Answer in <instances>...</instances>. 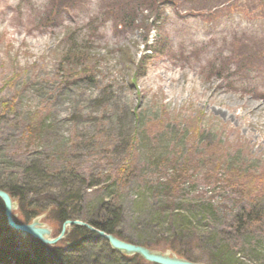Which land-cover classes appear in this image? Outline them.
<instances>
[{"label":"rangeland","instance_id":"374dc122","mask_svg":"<svg viewBox=\"0 0 264 264\" xmlns=\"http://www.w3.org/2000/svg\"><path fill=\"white\" fill-rule=\"evenodd\" d=\"M108 1L89 0L84 10L55 16L50 0H0V183L28 184L32 205L25 212L40 208L37 217L56 238L62 224L48 196L69 197L79 222L96 220L99 212L104 217L99 203L112 202L114 178L132 161L136 174L115 201L121 215L115 236L144 247L161 243L147 248L165 253L171 250L164 245L172 233L164 219L169 209L154 219L168 199L152 195L143 181L166 185L181 173L178 213L191 218L186 209L203 212L210 205L219 216L192 224L197 263L222 264L209 240L228 232L230 244L215 242L232 249L223 264H264V0H212L217 7L200 13L160 4L157 12H140L133 29L123 20L129 8L116 13L122 0L107 8ZM145 39L158 54L136 76ZM71 51L95 60L93 83L64 84L73 71ZM222 69L223 78L233 77L219 79ZM45 163L50 176L37 177ZM241 207L257 210L261 222L235 245L231 227ZM25 212L19 204L17 223L33 221H25ZM5 224L0 207V243L12 239L30 251L35 239L9 234ZM68 243L75 244L70 253ZM44 246L54 264H149L75 228ZM59 247L61 257L54 255Z\"/></svg>","mask_w":264,"mask_h":264},{"label":"trees","instance_id":"16d2710c","mask_svg":"<svg viewBox=\"0 0 264 264\" xmlns=\"http://www.w3.org/2000/svg\"><path fill=\"white\" fill-rule=\"evenodd\" d=\"M88 1L89 0H50V4L52 5L51 12L55 11V16H57L63 10L65 11L68 10L76 11V9L77 11H80L82 9L84 10V8L88 6L87 5ZM112 1L113 0L108 1L107 8L110 6ZM193 1L197 2L196 5L193 7H189L190 6L189 3ZM211 1L212 0H141V2H139V0H126V1L122 0L121 6L118 7V5L116 4V8H117L116 13H118L119 9L129 8L130 9L129 14H125L123 20L129 28L133 29L136 27V23L139 20L138 16L140 12L142 13L149 9H151L152 11L155 10L157 12L160 4L176 8L179 11L200 13L205 10L211 11L212 9H215L217 7V6L215 7ZM228 2L229 1L227 0H223L222 4L225 5L228 4ZM155 20L158 21L159 19L156 18ZM149 30L150 27H148V31ZM147 40L148 39H145L143 43V51H142L143 54L142 56H140V59L136 66V69L139 73H136L135 74L136 76L145 75V71H146L145 69L147 68V63H148L147 60H150L155 54H158V51L153 49L152 47L153 45H149ZM249 49L256 50L254 45L253 47L251 46V48ZM250 50L249 52H251ZM71 53L73 54L68 55L67 59L70 61V66L73 69V71L69 72V75H67V79L64 82V84L72 85L77 82H83L87 84L93 83L95 81V70L97 66L94 63L95 60L91 59L89 55H86L82 52L74 53L71 51ZM223 73H224V69L219 70L217 75L219 76V79H230L233 77L231 74H226L223 78L222 75ZM133 80H135V76H133ZM45 124H46V119L45 121L42 120L39 122L38 124L39 126L37 127L38 134L43 133L46 130L47 126ZM31 136L33 138L35 137L38 138L37 137L38 135L36 136L35 131L32 132ZM28 164H29L28 167L30 168H28L27 165H25L26 168L23 169L24 174H26L25 172H29L31 169L32 163H28ZM33 167H35L34 164ZM36 174L38 175L37 177L42 175L50 176V165L48 163H45L44 167H41ZM53 174L56 175L59 174V172L56 171ZM135 174H136V169L133 168L132 161L128 163L125 167L120 169L119 172H117L112 185L114 186L117 185L116 189L117 188L118 189L112 196V202L109 201L107 203H104L103 201H101L102 203H99L101 207L100 210L103 209L106 215L104 217H101L99 212V214L96 216V220L87 222L88 225L106 234H110L114 236L118 234L116 231V226L119 224L120 221L119 219L121 218V215L117 209L118 203L115 204V201L119 198V194L121 190L127 187L130 178ZM183 177L184 175L183 174L181 175V173L178 175L174 174L167 180L166 185L163 183H158V185L155 186L154 184L151 183L152 180H148V179H147L148 182L143 181V183L146 182L144 184L150 186V189L148 187V191H150L152 195L154 193V195L156 196L161 195L166 197V199H168L167 204L163 208H159L160 213L158 212L157 215H155L156 219H154L155 223H158V221H160V219L162 218L161 216H166L167 214L166 210L169 209L170 215H167V217L164 219L171 226L172 233L168 237V240L164 242V245L169 247L177 256L186 259L188 261L197 263L200 260L196 258L194 249L190 248L194 244L193 235L195 234L194 230H196L193 229L192 224L194 223L195 220H197L200 217L203 220H210V219L218 220L219 216L218 213L216 212L217 210H214V208L211 207L210 205H208L209 211L205 210L202 212L200 209L191 208V207L186 209L188 211L187 214L190 213L194 215L191 218L182 217V215L178 213V210H181L180 208L181 206L174 205V198L175 195L182 190L181 184L180 183L178 184V182H182ZM144 178L146 180V177ZM22 185H20L18 182H12L10 184L0 183V190L9 193L13 199H17L19 201L21 209L24 210L25 212L26 206L28 204L32 205V202L29 203L26 202V198L27 195L33 190L29 188L28 184L24 186ZM242 192H246L243 187L241 188V193L239 194L242 195V197H244ZM144 195L145 193L142 194V196ZM245 197L248 198L247 196ZM47 199L48 201H50V205L53 208L52 214L55 216L54 219L56 221L63 224L66 221L78 220L77 218H79V216L76 218L75 213L69 212V208H68V201L70 199L69 197L67 199L64 198L63 200H61L59 198L49 195ZM141 202L142 203H140V208L145 210L146 209L144 208L145 204H143V201ZM111 203H113L112 204L113 206L111 205ZM0 207H1V211L4 212V205L1 202V200H0ZM39 209L40 208L38 209L34 208L33 211H30V213L25 212L24 213L25 221L30 222V220L36 218L40 213ZM152 218H154V215L151 217V219ZM260 218H261V213L257 212V210L252 208L246 209L244 207H241L239 212L236 213L235 217L233 218L234 225L233 228L231 227L233 232L231 233L232 236L230 237V239L232 238L236 239L237 243H235V245L238 244V241H242L247 237V235L251 233L255 224L261 222ZM4 229L7 233L9 234L12 233V231L7 226H5ZM82 230L90 233V231L85 228L75 227L76 232H80ZM227 235L228 232H221L216 234L215 236H213L211 240H209L213 242L212 245L210 244L209 250L215 252L218 255V256L216 255L217 259L218 257H220L222 264L223 262H225L224 258L225 260H228L229 249L230 250L232 249L229 247V245H225L226 246L225 251H223V249H219V247L217 248V243L227 242V244L228 243L230 244ZM14 241L15 240L11 239L9 241H2L0 243V264H54L53 260H51L50 258V255L45 251V246L39 241L33 240V244L31 246L30 251L22 249ZM159 244L161 243H156V244L148 243L144 245L147 247H155V246H159ZM71 250L73 249L69 248L67 252L69 251L70 253ZM64 251L65 250H58V248L55 249V253H57L59 257H61V255H65ZM131 261L143 262V260L139 257H134ZM232 264H238V263L233 262Z\"/></svg>","mask_w":264,"mask_h":264},{"label":"water","instance_id":"95a60500","mask_svg":"<svg viewBox=\"0 0 264 264\" xmlns=\"http://www.w3.org/2000/svg\"><path fill=\"white\" fill-rule=\"evenodd\" d=\"M0 200L4 205V217L8 228L21 237H32L47 246L56 245L65 238L68 229H73V227L78 226L96 233L100 238L106 240L114 251L129 257L138 256L149 264H202L180 258L171 250L162 253L159 251H152L144 246L124 242L114 235L106 234L79 221H66L62 226L60 235L56 238H52L51 230L40 222L41 217H36L30 224H19L16 222L14 211L19 207V202L14 201L9 193L0 190Z\"/></svg>","mask_w":264,"mask_h":264},{"label":"bare ground","instance_id":"6f19581e","mask_svg":"<svg viewBox=\"0 0 264 264\" xmlns=\"http://www.w3.org/2000/svg\"><path fill=\"white\" fill-rule=\"evenodd\" d=\"M64 224V223H63ZM63 224H62V226H63ZM6 226H7V224H6ZM8 227V226H7ZM75 228V227H74ZM73 228V229H74ZM10 229V228H9ZM11 230V229H10ZM68 231V230H67ZM37 241V240H36ZM41 243V242H40ZM44 245V244H43ZM73 245H71V246H67V248L69 249V248H71ZM58 250H62V248H58ZM54 255L55 256H58V254L57 253H54ZM127 257V256H126ZM129 257V256H128ZM133 257H136V256H133ZM138 257V256H137ZM50 258H51V260H52V255L50 256ZM131 258V257H130ZM140 258V257H139ZM142 259V258H141Z\"/></svg>","mask_w":264,"mask_h":264},{"label":"flooded vegetation","instance_id":"af4514ba","mask_svg":"<svg viewBox=\"0 0 264 264\" xmlns=\"http://www.w3.org/2000/svg\"><path fill=\"white\" fill-rule=\"evenodd\" d=\"M66 245H67V246H71V245H75V244H69V243H68V244H66Z\"/></svg>","mask_w":264,"mask_h":264}]
</instances>
